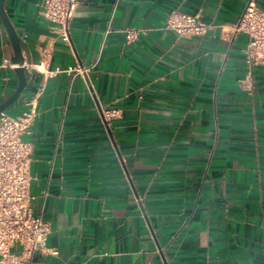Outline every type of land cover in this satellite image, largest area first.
<instances>
[{
  "label": "crops",
  "instance_id": "crops-1",
  "mask_svg": "<svg viewBox=\"0 0 264 264\" xmlns=\"http://www.w3.org/2000/svg\"><path fill=\"white\" fill-rule=\"evenodd\" d=\"M249 1L79 0L66 39L44 0H3L27 79L4 112L40 94L22 139L58 251L25 264H264V66L233 30ZM175 9L207 34L167 30ZM130 28L146 34L127 44ZM13 55L0 16V106L19 86ZM79 65L95 66L67 72Z\"/></svg>",
  "mask_w": 264,
  "mask_h": 264
},
{
  "label": "built area",
  "instance_id": "built-area-1",
  "mask_svg": "<svg viewBox=\"0 0 264 264\" xmlns=\"http://www.w3.org/2000/svg\"><path fill=\"white\" fill-rule=\"evenodd\" d=\"M78 5L79 0H44L43 16L56 24L58 31L67 39L69 23ZM165 28L179 37H201L209 31V25L200 19L199 14L178 9L169 14ZM233 30L235 34L243 33L250 38L245 50L247 63L264 66V12L254 0L246 4ZM125 34L127 44H132L146 31L130 28ZM94 66L79 65L67 72L73 77L84 78ZM33 69L41 71L42 65ZM39 95L26 103V110L18 117H11L5 112L0 114V264H25L36 252L58 255L57 250L47 248L50 224L32 214L29 190L33 148L31 143L22 139L30 133L37 120ZM15 245L22 247L20 254L11 251Z\"/></svg>",
  "mask_w": 264,
  "mask_h": 264
},
{
  "label": "water",
  "instance_id": "water-1",
  "mask_svg": "<svg viewBox=\"0 0 264 264\" xmlns=\"http://www.w3.org/2000/svg\"><path fill=\"white\" fill-rule=\"evenodd\" d=\"M0 16L3 20V23L9 33L11 44L13 48V58L11 60L12 64L19 65V68L16 69L17 77L19 80V86L17 91L11 96V98L6 101L3 105L0 106V114L6 111L10 106H12L16 101H18L22 95L23 90L26 87L27 79L25 76L26 70L23 67L24 59L21 52V41L13 28L10 19L8 18L7 14L5 13L3 7V0H0Z\"/></svg>",
  "mask_w": 264,
  "mask_h": 264
}]
</instances>
